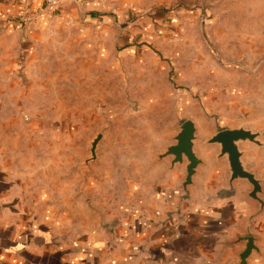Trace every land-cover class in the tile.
I'll use <instances>...</instances> for the list:
<instances>
[{
	"label": "rangeland",
	"instance_id": "rangeland-1",
	"mask_svg": "<svg viewBox=\"0 0 264 264\" xmlns=\"http://www.w3.org/2000/svg\"><path fill=\"white\" fill-rule=\"evenodd\" d=\"M45 3L0 0V210L75 244L159 199L186 120L264 128V0Z\"/></svg>",
	"mask_w": 264,
	"mask_h": 264
},
{
	"label": "crops",
	"instance_id": "crops-1",
	"mask_svg": "<svg viewBox=\"0 0 264 264\" xmlns=\"http://www.w3.org/2000/svg\"><path fill=\"white\" fill-rule=\"evenodd\" d=\"M195 127L194 151L201 162L191 183L185 185L188 161L174 164V156L160 152L159 199L75 244L53 233L58 228L47 227V219L0 210V264H238L245 237L254 246L248 264H264V128L228 127L257 132L263 143H239L245 169L262 187L255 198L247 179L231 178L220 144L209 142L221 129Z\"/></svg>",
	"mask_w": 264,
	"mask_h": 264
},
{
	"label": "water",
	"instance_id": "water-1",
	"mask_svg": "<svg viewBox=\"0 0 264 264\" xmlns=\"http://www.w3.org/2000/svg\"><path fill=\"white\" fill-rule=\"evenodd\" d=\"M196 127L194 121L188 119L181 126L180 130L175 136L176 143L167 147L164 152V156H174L173 163H182L184 159L188 161L186 166L187 176L185 185L191 183L192 176L196 172L198 164L201 159L196 155L194 151V144L196 139ZM259 134L245 128H226L216 132L209 140L212 143L220 144V154L226 155L230 164L231 178H244L247 179L253 186L252 196L257 198L258 193L262 191L260 181L255 177L253 173L246 170L242 162V152L239 149V143L242 141L254 142L257 145L263 143L258 139ZM99 140L98 138L93 143V154L95 146ZM262 201V200H261ZM241 240L246 241V247L240 254V261L238 264H248V259L252 251L254 250L253 238L245 237Z\"/></svg>",
	"mask_w": 264,
	"mask_h": 264
},
{
	"label": "built area",
	"instance_id": "built-area-1",
	"mask_svg": "<svg viewBox=\"0 0 264 264\" xmlns=\"http://www.w3.org/2000/svg\"><path fill=\"white\" fill-rule=\"evenodd\" d=\"M60 2L61 0H46V9L51 12L59 7Z\"/></svg>",
	"mask_w": 264,
	"mask_h": 264
}]
</instances>
